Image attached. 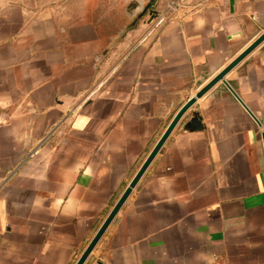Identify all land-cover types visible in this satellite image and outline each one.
<instances>
[{
	"label": "crops",
	"instance_id": "crops-1",
	"mask_svg": "<svg viewBox=\"0 0 264 264\" xmlns=\"http://www.w3.org/2000/svg\"><path fill=\"white\" fill-rule=\"evenodd\" d=\"M131 1L0 0V264H76L264 33V0H157L117 41ZM226 81L259 124L215 86L86 264H264V44Z\"/></svg>",
	"mask_w": 264,
	"mask_h": 264
},
{
	"label": "water",
	"instance_id": "water-1",
	"mask_svg": "<svg viewBox=\"0 0 264 264\" xmlns=\"http://www.w3.org/2000/svg\"><path fill=\"white\" fill-rule=\"evenodd\" d=\"M157 0H132L130 4L126 8V13L131 17L135 18L133 22L120 34L117 38V41L121 39L128 31L136 28L138 24L143 21L145 18L150 17V22L154 21L158 18V12L155 10V4ZM264 44V33L255 40L244 52H242L237 58H235L226 68H224L217 76H215L194 98H190L188 102L178 111V113L173 118L172 122L154 147L153 151L150 153L143 166L132 180L120 200L117 202L108 218L89 244L84 254L78 260L76 264H86L92 253L95 251L104 235L111 227L115 219L117 218L120 211L128 202L134 190L137 188L157 156L160 154L174 131L178 128V126L182 123V121L187 117L189 111L193 110L197 101L202 99L207 93H209L215 86L219 83L225 84L228 89L232 92L235 98L242 104V106L246 109V111L254 118L256 122L259 121L252 114V112L248 109V107L244 104L241 98L236 94V92L230 87L228 82L226 81L227 76L235 70L243 61H245L253 52H255L261 45ZM111 51V47L104 50V52L99 56L98 61H103ZM203 118L201 114L197 111L192 113V117L190 121L185 125V129L188 132H199L205 129L203 126Z\"/></svg>",
	"mask_w": 264,
	"mask_h": 264
},
{
	"label": "built area",
	"instance_id": "built-area-1",
	"mask_svg": "<svg viewBox=\"0 0 264 264\" xmlns=\"http://www.w3.org/2000/svg\"><path fill=\"white\" fill-rule=\"evenodd\" d=\"M178 7V3L177 2H174L170 5L169 7V11L171 10H174L175 8ZM168 12L165 13V15H163L160 19L159 18H156L154 21H152V23L154 24H159V23H162L163 20L165 19V16H167ZM36 155V153L32 154L31 157H34Z\"/></svg>",
	"mask_w": 264,
	"mask_h": 264
},
{
	"label": "flooded vegetation",
	"instance_id": "flooded-vegetation-1",
	"mask_svg": "<svg viewBox=\"0 0 264 264\" xmlns=\"http://www.w3.org/2000/svg\"><path fill=\"white\" fill-rule=\"evenodd\" d=\"M135 18H136V17H135ZM135 18H132V19L134 20Z\"/></svg>",
	"mask_w": 264,
	"mask_h": 264
}]
</instances>
